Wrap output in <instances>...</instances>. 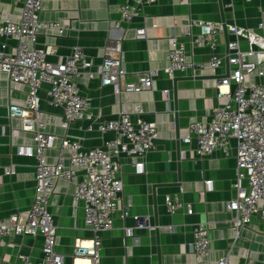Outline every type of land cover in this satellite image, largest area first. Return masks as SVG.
<instances>
[{
  "label": "crops",
  "instance_id": "1",
  "mask_svg": "<svg viewBox=\"0 0 264 264\" xmlns=\"http://www.w3.org/2000/svg\"><path fill=\"white\" fill-rule=\"evenodd\" d=\"M127 3L132 4V0H43L40 14L41 21L61 23L63 28L62 33L58 29L39 32L38 47L55 51L48 56L51 63L64 62L74 47L80 46L97 66L103 62L108 44L122 42L128 81L150 70L157 72L152 91L123 93L120 97L99 79L85 76L79 83L95 122H78L68 135L80 139L87 148L103 149L120 166L124 183L113 229L102 234L100 263L216 264L229 256L230 264H264V221L255 215L236 238L232 215L227 211V204L237 194L235 158L222 153L200 158L196 143H183L192 122H211L214 110L226 103V99L218 98L217 87L231 68L225 59L219 70L211 69V56L226 58L228 44L235 40L231 27L264 37V0H159L139 11L130 25L122 23L115 29L114 24L122 20L120 8ZM22 8L23 3L17 0H0V15L12 22L20 21ZM141 27L147 30V40L136 39V29ZM212 29L218 31L214 51L196 43ZM174 38L185 47L189 68L171 78L165 69ZM8 45L12 52L17 43L11 40ZM241 48L248 50V43L243 42ZM49 91L50 85L44 84L39 97L46 132L56 137L45 153L49 161H54L66 130L62 128V109L48 104ZM165 91H169L168 98ZM27 92L26 86L11 85L8 75L0 71V220L26 213L34 202L37 159L18 152L34 148L35 142L32 134L22 130V121L10 117V107L26 106ZM138 104L144 110L141 119L156 123L159 130L156 149L147 156L143 172L132 167L125 155L119 158L115 147L108 146L115 141L114 133L99 131L100 124L117 120L122 112L132 115ZM131 117L134 122L138 119L136 115ZM232 145L236 148L237 142ZM6 169L14 170V174H6ZM83 178L84 173H79V181ZM206 181L213 183L212 189L205 187ZM75 192L73 183L61 180L50 196L49 209L58 227L57 249L66 264H74L76 242L93 237L85 226L84 204L76 201ZM167 196L179 198L191 212L170 215ZM137 217H149L151 228L137 229ZM201 223L209 228L211 244L210 256L203 261L196 258L192 248L194 228ZM128 229L133 230L132 236L127 235ZM43 246L42 237L7 236L0 244V264L17 263L20 254L37 263L43 256Z\"/></svg>",
  "mask_w": 264,
  "mask_h": 264
},
{
  "label": "built area",
  "instance_id": "2",
  "mask_svg": "<svg viewBox=\"0 0 264 264\" xmlns=\"http://www.w3.org/2000/svg\"><path fill=\"white\" fill-rule=\"evenodd\" d=\"M17 1L23 3L19 22H12L0 15V40H6L0 43V71L8 75L11 85L28 88L26 106L10 107V117L20 119L22 130L33 135L35 147L20 149L18 153L37 159L36 187L29 211L14 213L9 219L0 220V244L10 235L42 237L43 256L37 263H33L31 257L20 254L18 262L11 264H66L65 256L57 249L58 227L49 209L50 196L56 190L57 182L64 180L76 186L75 199L84 204L85 226L93 234L89 240L76 242L74 264L81 261L101 264L102 234L113 229L114 215L124 196V183L120 166L113 163L103 149L87 148L80 139L68 135L72 125L78 122H95L79 83L85 76L90 80L99 79L103 86H112L116 96L120 97L123 93L152 91L157 72L150 70L137 75L135 81H128L122 42L108 44L103 62L97 66L80 46L74 47L64 62H49L48 56L55 51L47 52L38 47V35L40 31L51 29H58L62 33L61 23L41 21L43 0ZM158 1L132 0V4L121 6L122 20L114 24L115 29L121 28L122 23L130 25L139 11ZM261 12L264 15V10ZM231 32L235 40L228 44L226 58L213 54L209 60L213 70L223 67L225 59L231 68L229 75L223 77L217 87L218 98L226 99V103L214 110L211 122H192L183 143H196V154L200 158L213 157L217 153H222L226 158H235L237 194L227 204V211L232 215L236 238H240L241 232L250 226L255 215L264 221V37L235 26L231 27ZM217 36L218 31L212 29L202 38H197L196 43L207 45L214 51ZM136 39L147 40L145 27L136 29ZM11 40L17 43L12 52L8 45ZM243 42L248 43V50L241 48ZM188 68L185 47L177 39H171L166 74L174 78L176 73L185 72ZM44 84L50 85L48 104L63 111L62 128L66 130L54 161H49L45 155L56 137L46 132L43 120L39 92ZM232 86L235 87L234 91L231 90ZM168 94L169 91H165V95ZM143 114V107L138 104L132 113L138 117L136 122L131 114L122 112L117 120L99 125V131L103 134H115V141L108 146L117 149L119 158L122 155L128 157L138 172L144 171L147 156L156 149L159 140L157 124L142 120ZM233 141L237 142L236 148L232 145ZM5 172L14 174L12 169ZM81 172L84 178L79 181ZM212 184L211 181L204 183L208 190L212 189ZM166 208L170 215L191 212L190 206L170 196L166 197ZM136 228H151L149 217H137ZM208 232V226L203 223L196 225L193 231L192 248L199 261L210 256ZM127 235L132 236L133 230L128 229ZM216 264H230V257L225 256Z\"/></svg>",
  "mask_w": 264,
  "mask_h": 264
},
{
  "label": "water",
  "instance_id": "3",
  "mask_svg": "<svg viewBox=\"0 0 264 264\" xmlns=\"http://www.w3.org/2000/svg\"><path fill=\"white\" fill-rule=\"evenodd\" d=\"M224 31H225V32L227 31L226 26H224Z\"/></svg>",
  "mask_w": 264,
  "mask_h": 264
},
{
  "label": "bare ground",
  "instance_id": "4",
  "mask_svg": "<svg viewBox=\"0 0 264 264\" xmlns=\"http://www.w3.org/2000/svg\"><path fill=\"white\" fill-rule=\"evenodd\" d=\"M82 262H85V261H82Z\"/></svg>",
  "mask_w": 264,
  "mask_h": 264
}]
</instances>
